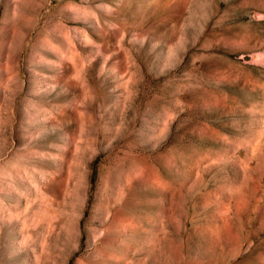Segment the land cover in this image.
Returning <instances> with one entry per match:
<instances>
[{
	"label": "rangeland",
	"instance_id": "rangeland-1",
	"mask_svg": "<svg viewBox=\"0 0 264 264\" xmlns=\"http://www.w3.org/2000/svg\"><path fill=\"white\" fill-rule=\"evenodd\" d=\"M0 264H264V0H0Z\"/></svg>",
	"mask_w": 264,
	"mask_h": 264
}]
</instances>
